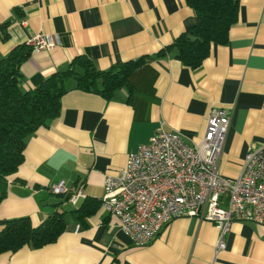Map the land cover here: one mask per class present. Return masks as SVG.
<instances>
[{"label":"crops","instance_id":"crops-1","mask_svg":"<svg viewBox=\"0 0 264 264\" xmlns=\"http://www.w3.org/2000/svg\"><path fill=\"white\" fill-rule=\"evenodd\" d=\"M8 20L0 57L37 31L58 37L53 48L34 49L22 63L27 89L78 54L102 69L154 54L197 17L186 0H0V24ZM129 79L133 92L122 87L111 99L77 88L74 77L65 81L61 112L27 136L25 158L7 176L0 220L28 215L38 224L56 208L78 207L85 198L72 204L51 191L61 179L83 182L86 198H99L100 207L86 221L68 212L56 241L2 252L0 264H264V223L233 221L215 255L219 228L211 220L177 216L138 246L101 205L106 172L124 168L128 153L161 124L198 140L213 105L231 112L220 168L230 176L241 172L247 151L264 142V0H240L229 40L213 44L199 67L167 53Z\"/></svg>","mask_w":264,"mask_h":264},{"label":"built area","instance_id":"built-area-1","mask_svg":"<svg viewBox=\"0 0 264 264\" xmlns=\"http://www.w3.org/2000/svg\"><path fill=\"white\" fill-rule=\"evenodd\" d=\"M26 41L34 49H51L58 37L37 31ZM230 121L229 108L213 105L202 134L193 141L161 124L147 142L128 153L124 168L105 173L101 205L118 216L135 245L151 242L177 216H196L219 228L216 255L233 221L264 223V142L247 151L238 175L224 174L220 160ZM50 189L72 204L87 196L83 182L61 179Z\"/></svg>","mask_w":264,"mask_h":264},{"label":"trees","instance_id":"trees-1","mask_svg":"<svg viewBox=\"0 0 264 264\" xmlns=\"http://www.w3.org/2000/svg\"><path fill=\"white\" fill-rule=\"evenodd\" d=\"M197 20L169 44L154 54H143L114 62L102 69L86 54L74 56L67 67L47 75L38 85L21 86L22 63L34 47L26 40L17 43L0 57V202L7 194V176L15 172L25 158L27 136L61 112V98L67 91L65 81L74 77L79 89L99 93L111 99L117 90L129 87L130 75L149 59L167 53L192 68L199 67L215 43H227L231 26L239 16L240 0H186ZM8 21L0 24V36L9 38ZM67 199V198H66ZM100 207L94 196L85 198L71 210L58 208L49 212L38 224L28 215L0 220V253L13 252L24 245L41 247L58 239L68 223L67 213L86 221Z\"/></svg>","mask_w":264,"mask_h":264},{"label":"rangeland","instance_id":"rangeland-1","mask_svg":"<svg viewBox=\"0 0 264 264\" xmlns=\"http://www.w3.org/2000/svg\"><path fill=\"white\" fill-rule=\"evenodd\" d=\"M70 215H71L70 213H69V215H67V219H68V220H69Z\"/></svg>","mask_w":264,"mask_h":264}]
</instances>
